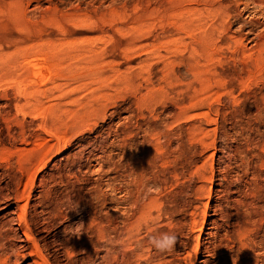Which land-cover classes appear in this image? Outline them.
I'll list each match as a JSON object with an SVG mask.
<instances>
[{
  "label": "rangeland",
  "instance_id": "obj_1",
  "mask_svg": "<svg viewBox=\"0 0 264 264\" xmlns=\"http://www.w3.org/2000/svg\"><path fill=\"white\" fill-rule=\"evenodd\" d=\"M100 232L128 264L200 237L197 264H264V0H0V264Z\"/></svg>",
  "mask_w": 264,
  "mask_h": 264
},
{
  "label": "bare ground",
  "instance_id": "obj_2",
  "mask_svg": "<svg viewBox=\"0 0 264 264\" xmlns=\"http://www.w3.org/2000/svg\"><path fill=\"white\" fill-rule=\"evenodd\" d=\"M39 70H43L40 67H37ZM38 74V73H37ZM39 75V74H38ZM205 178V177H204ZM144 187V186H143ZM29 199V198H28ZM208 205V204H207ZM213 206L209 205L207 206V210L205 211L206 214H205V217H204V221L202 222V226L201 228L199 229L200 230V233H201V237L202 235H207L208 234V237H210L212 235V233H205L204 232V229L206 227V224L208 222V219H207V212L208 210H210ZM216 208V207H215ZM218 208V207H217ZM212 210V209H211ZM146 212V211H145ZM215 212H217V209H215ZM141 213V211H140ZM144 214V213H143ZM112 217V216H111ZM136 219V218H135ZM99 220V219H98ZM109 222V221H108ZM114 222V221H113ZM110 223V222H109ZM107 224V223H106ZM112 224V223H111ZM199 225V223H197ZM201 225V223H200ZM96 226V224H95ZM103 226V224H102ZM105 226V225H104ZM110 226V225H109ZM23 228V227H22ZM98 228V227H97ZM134 228V227H133ZM104 229V227H103ZM102 229V230H103ZM96 231V230H95ZM99 231V230H98ZM101 231V230H100ZM28 234V233H27ZM40 234V233H39ZM108 234V232H100L99 236L96 237V238H91V239H88L87 242H86V247L84 249V252L80 253V254H84L85 257L81 258L80 260H77L76 259V253L70 251V249L67 251V256H68V261L69 264H91L89 263V260L90 258L92 257V251H97V253L100 255V249L99 247L102 246L103 248H105V254L102 256L103 257V264H128V240H118V241H115V239L117 238L116 236L112 237H107L106 235ZM26 236V235H25ZM30 237V236H29ZM33 237V236H31ZM30 237V238H31ZM200 237V241L199 242V248L198 250L196 251L195 254H193V262L191 264H197L198 263V252L200 251L201 247H202V242L205 244L206 241L208 240V237L206 238H201ZM41 239V238H40ZM43 239V238H42ZM22 241V240H21ZM24 241V240H23ZM39 241V240H38ZM33 246V245H32ZM118 246H120V248H118ZM17 247V246H15ZM31 248V247H30ZM73 248V247H72ZM98 248V249H97ZM207 248V247H206ZM19 251L16 253V251L14 250L13 254H16V256L19 258V257H22V258H26L27 254H25L26 250H27V246L24 244H22L21 246L18 247ZM67 250V248H66ZM207 252H209L208 248L206 249ZM93 252V253H94ZM64 254V253H63ZM79 254V253H77ZM28 255L30 257H38L39 260L37 261H34V263L36 264H51V262L49 261V258L46 257V255L43 254L42 250L40 249V246L38 244H36L34 246V248L28 253ZM98 255V256H99ZM191 255V254H190ZM7 257V256H6ZM100 257V256H99ZM192 258V256H190ZM88 258V259H87ZM190 258V259H191ZM7 259V258H6ZM17 259V258H16ZM98 259V257H97ZM4 260V259H3ZM94 261V260H93ZM92 261V263H93ZM8 262V261H7ZM17 262V261H16ZM101 262V263H102ZM203 262V261H201ZM15 263V262H14ZM95 263V262H94ZM93 263V264H94ZM100 263V262H99Z\"/></svg>",
  "mask_w": 264,
  "mask_h": 264
},
{
  "label": "clouds",
  "instance_id": "obj_3",
  "mask_svg": "<svg viewBox=\"0 0 264 264\" xmlns=\"http://www.w3.org/2000/svg\"><path fill=\"white\" fill-rule=\"evenodd\" d=\"M73 234L78 236L80 233L77 232ZM148 243L153 249L160 253L171 252L178 243V237L174 232L149 234Z\"/></svg>",
  "mask_w": 264,
  "mask_h": 264
}]
</instances>
